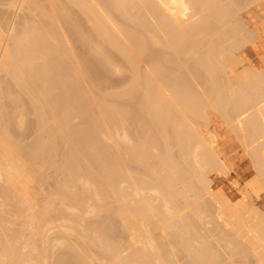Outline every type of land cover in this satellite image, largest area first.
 I'll return each instance as SVG.
<instances>
[{
	"label": "bare ground",
	"instance_id": "6f19581e",
	"mask_svg": "<svg viewBox=\"0 0 264 264\" xmlns=\"http://www.w3.org/2000/svg\"><path fill=\"white\" fill-rule=\"evenodd\" d=\"M259 3L0 0V264H264ZM209 108L255 169L236 200Z\"/></svg>",
	"mask_w": 264,
	"mask_h": 264
},
{
	"label": "rangeland",
	"instance_id": "374dc122",
	"mask_svg": "<svg viewBox=\"0 0 264 264\" xmlns=\"http://www.w3.org/2000/svg\"><path fill=\"white\" fill-rule=\"evenodd\" d=\"M230 18H231V17H229V19H230ZM0 19H1V18H0ZM226 20H227V19H226ZM230 20H232V19H230ZM227 21H228V20H227ZM64 23H66V22H64ZM216 29H217V27L215 28V30H216ZM215 30H214V31H215ZM209 32H210V31H209ZM207 34H208V33H207ZM207 34H206V35H207ZM206 35H205V36H206ZM202 37H203V36H202ZM202 37H201V38H202ZM195 38H196V37H195ZM201 38H200V39H201ZM203 38H204V37H203ZM203 38H202V39H203ZM198 39H199V38H198ZM203 40H204V39H203ZM203 40H202V41H203ZM198 41H201V40H198ZM198 41H197V38H196V42H198ZM204 42H206V40H205ZM198 43H199V42H198ZM202 44H203V43H202ZM205 44H206V43H205ZM205 44H204V45H205ZM210 45H211V44H210ZM197 48H198V47H197ZM147 53L149 54V52H147ZM151 53H152V52H151ZM153 53H155V52H153ZM153 53H152V55H153ZM156 53H157V52H156ZM159 53L162 54L163 52H159ZM166 53H167V52H166ZM168 53H169V52H168ZM163 54H164V55H162V56L165 57V53H163ZM157 55H158V57L160 56V59L162 58L161 55H159V54H157ZM157 55H155V56H157ZM167 55H168V54H167ZM147 56H148V58H146V59H145V56H143V57H141V58H142L143 60H145V61H146L147 59L150 60V61H153L154 58H152V56H151L152 59H149V58H150V57H149L150 54H149V55H146V57H147ZM153 56H154V55H153ZM155 56H154V57H155ZM177 56L179 57V55H177ZM172 57H173V56H172ZM178 57H176V58H178ZM156 58H157V57H156ZM168 58H170L169 55H168ZM179 58L181 59V57H179ZM179 58H178V59H179ZM182 58H183V57H182ZM160 59L157 58V61H158L157 64L159 63V61L162 63L163 60L161 59V60H162V61H161ZM166 59H167V58H166ZM143 60H140V62H143V63H140V67H142L141 64H143V65L145 66V68H146V65H147V64L150 63L149 65H152V63H153V62L151 63V62L146 61V62H148V63L146 64V62H144ZM168 60H169V59H168ZM168 60H167V61L164 60V62H166V64H167ZM173 60H174V58H173ZM155 61H156V60H155ZM155 61H154V62H155ZM182 61H183V60L181 59V61H180V62H181V66H180V67H181V69H182V67L184 66V67H185V69H184L185 71H184V72H182L183 70H182V71L178 70V71H179L180 73H181V72H182V73H185V72L187 73V70H190V69H191L190 66L193 65V64H191V65H190V64H187L188 66H189V65H190V66L188 67V69H186V68H187V67H186V63H187V62L185 63V65H183L184 62H182ZM169 62H170V61H169ZM189 62H190V61H189ZM191 62H192V61H191ZM144 63H145V64H144ZM155 63H156V62H155ZM161 63H160V64H161ZM174 63H175V62H174ZM176 63H177V60H176ZM193 63H194V61H193ZM162 64H164V63H162ZM162 64L160 65L162 68H160V66H159V68H160L161 70L165 71V72H169L168 70H169L170 67L172 66L171 63H168V64H167L168 66L164 64L165 67H167L168 69H167V68H166V69H165V68L163 69V66H164V65H162ZM195 64H197V63L195 62L194 65H193L192 67H194ZM153 65H154V64H153ZM158 65H159V64H158ZM158 65L155 66V69H156V67H157V69H158ZM170 65H171V66H170ZM173 65H175V64H173ZM179 65H180V64H178V66H179ZM182 65H183V66H182ZM197 65H199V64H197ZM199 66H200V65H199ZM263 66H264V64H263ZM263 66H262V67H263ZM180 67H178V68H180ZM184 67H183V68H184ZM142 68H143V69H142ZM142 68H141L142 70L145 69L144 67H142ZM176 68H177V66H176L175 69H174V70H175L174 73H169V76H170V77H171L170 74H175V73L178 72V71H176ZM178 68H177V69H178ZM189 68H190V69H189ZM194 68H195V67H194ZM196 68H197V67H196ZM196 68H195V69H196ZM200 68H201V67H200ZM157 69H156V70H157ZM160 69H158V70H160ZM171 69H173V68L171 67ZM195 69H193V71H194ZM142 70H141V73L143 72ZM158 70H157V71H158ZM198 70L200 71V69H198V68H197V70H195V71H197V75H199V73H198L199 71H198ZM163 71H162V72L159 71V72H160L161 74L164 73L165 78H166L167 75H166V73L163 72ZM195 71L193 72V75H194V76L191 74L192 70H191V72H190L191 75H190L189 73H187V74H188L189 76L195 77V74H194V73H196ZM201 71H203V70L201 69ZM263 71H264V68H263ZM171 72H172V71H171ZM179 72L176 74V75H178L177 78L180 77V76H179V74H180ZM188 72H189V71H188ZM186 73H185V74H186ZM203 73H204V71L202 72V75H205V74H203ZM125 74H127V75L129 76V73L126 71V72H124V74L122 75L123 78H121V76H120V77H118V78H117V77H114V78H112V79L114 80V79H116V78H117V79L120 78V79H119L120 82H123V81H125V78H124V75H125ZM161 74H159V75H161ZM164 75H163V77H164ZM176 75H175V76H176ZM188 75H187V76H186V75H182V76H183V79H184V76H185V77H189ZM128 76H126V77H128ZM182 76H181L180 78H178V79H180V81L182 80V79H181ZM200 76H201V75H200ZM206 76H207V75H206ZM158 77H159V76H158ZM160 77H162V76H160ZM160 77H159V78H160ZM170 77H168L169 81L172 80V78H171V80H170ZM198 77H199V76H197V78H198ZM207 77H208V76H207ZM207 77H206V78H207ZM173 78H175L174 75H173ZM203 78H204V77H203ZM206 78H205V79H202V78L200 79V78H199L198 80L200 81V83H201V81H202L203 83H207V84H208L209 79L207 78V79H208V81H207ZM112 79H111V80H112ZM117 79H116V80H117ZM122 79H123V81H122ZM160 79H161V78H160ZM160 79H159V80H160ZM178 79H177V80H178ZM190 79H193V80H192L193 83L191 82L190 85L199 82L198 80H195L196 78H191V77H190ZM113 80L110 81V82H114L112 85H117L116 87H117L118 89H120V85H119L120 82H119V80H117V81H113ZM162 80H163V78H162ZM164 80H166V79H164ZM175 80H176V78H175ZM177 80H176V82H178ZM188 80H189V78L187 79V81H188ZM194 80H195L196 82H195ZM166 81H167V80H166ZM166 81H164V82H166ZM180 81H179V83H180ZM110 82L108 83V85H109L110 87L113 88V86H111V83H110ZM115 82H116V84H115ZM118 82H119V83H118ZM189 83H190V82H189ZM195 85H196V84H195ZM118 86H119V87H118ZM192 86H194V85H192ZM117 88H116V90H118ZM114 89H115V86H114ZM209 110H210L211 117H212L211 120H210V124H211L212 126H215V127L219 130V133H220V136H221L220 139H219V141H220V144H221V146H222V148H223L224 155H225V157H227L228 159H230V162H231V163H230V165H231V171L229 172V173H231V174H228V175H225V176L223 175L222 177H216V178L214 179V181H215L214 184H215V185H222L223 188L225 189L227 195L230 197V199H232V200H236V199L240 198L239 196H241V195L239 194V190H238V188H236L234 182H236V181L238 180V182L240 183V185H244V184L250 179L251 176L253 177V176L255 175V169H254V167H253V165H252V162H251L250 157L248 156L249 154L245 151V149L243 148V146H241V143L238 141V139L232 134L230 128L227 127L228 125L226 124V122H225V120L223 119V117H221V114H220L219 110L217 111V109H211V108H209ZM78 117H79V116H78ZM78 117L74 118V119H76V120H74L75 122L77 121V118H78ZM78 119L81 120V118H78ZM82 119H83V118H82ZM223 120H224V123H223ZM83 121H84V120H83ZM83 121H82V122H83ZM82 122H81V123H82ZM73 123H74V122H72V124H73ZM77 123H78V126H80L79 120H78ZM74 124H75V123H74ZM82 124H84V123H82ZM82 124H81V125H82ZM85 124H86V122H85ZM76 125H77V124H76ZM76 125H75V126H76ZM226 125H227V126H226ZM72 126H74V125H72ZM72 126H71V129H72L71 131H73V130L75 129L74 127H73V128H74V129H73ZM85 126H87V125H85ZM85 126H84V127H85ZM76 127H77V126H76ZM78 129H81V130H82V128H80V127H78L76 130H78ZM201 129H203V131L206 133V137L210 139V138H211V132H210L209 130H207L206 128H201ZM81 130H80V131H81ZM78 131H79V130H78ZM80 131H79V132H80ZM74 132H75V130H74ZM79 132L76 131V133H74V137L77 138V135H76V134H77V133L79 134ZM78 137H79V136H78ZM76 138H74L73 140H75ZM73 140H72V141H73ZM77 141H78V138H77ZM75 142H76V141H75ZM75 142L72 143L73 146H75V145L77 144V143H75ZM70 143H71V142H69V144H70ZM72 144H71V145H72ZM62 145H63V143H61V145H60V147H61V148H60V151L62 152V155H63V154H64V153H63L64 151L61 150V149H62ZM158 145H159V143H158ZM122 155H123V154H122ZM123 158H124V157H123ZM132 164L134 165L133 162H132ZM133 165H131V167H133V169H135V166L138 167V165H136V164H135V166H133ZM131 169H132V168H131ZM133 169H132V170H133ZM139 169H140V168L138 167V169H136V170H139ZM252 177H251V178H252ZM235 180H236V181H235ZM246 180H247V181H246ZM243 182H244V183H243ZM49 183H50V182H49ZM232 183L234 184V186H233ZM46 184H47V183H46ZM46 184H45L46 189H48V186H47V185H50V184L53 185L52 182H51L50 184H47V185H46ZM52 187H53V186H52ZM49 188H51V187H49ZM253 195H254V194L250 195V196H252V197L247 196V197H249V199H252V200H249V201H253V202H249V201H247V202H248V203H251V204L256 203L257 205H259V206L264 210V192H263V193H260L258 196H256V195L253 196ZM247 197L245 198L246 200L248 199ZM114 228H116V227H114ZM111 229H113V228H111ZM114 230H115V229H114ZM114 230H113V231H114ZM116 230H117V229H116ZM118 231H119V230H118ZM111 232H112V230H111ZM111 232H109V230H108L106 233H107L108 235H110ZM116 232H117V231H116ZM116 232H114V233L112 232L111 235H112V234H115ZM119 232H120V231H119ZM119 232H117V233H118V238H119L120 236L122 237V234L119 233ZM117 233H116L115 235H112V236H114V237H113V240L116 239ZM107 234H106V236H108ZM119 234H120V236H119ZM190 234H191V233H190ZM111 235L109 236L110 238L112 237ZM192 235H193V234H192ZM172 236L175 237L176 235L173 234ZM123 237H124V236H123ZM174 237H173L172 239H174ZM107 238H108V237H106V239H107ZM176 238H177V237H175V239H176ZM190 238H191V237H190ZM120 239H121V238H119V239H117V240H120ZM172 239H171V240H172ZM175 239H174V240H175ZM174 240H172V241H174ZM176 240H177V239H176ZM176 240H175V242H176ZM110 241H111V239H110ZM214 242H216V241H214ZM213 244H216V243H213ZM218 245H219V244H217V247H216L215 245H214V246L216 247V249L218 248V249H217L218 252H219L220 249H222V251H220V252H222V254L219 253V254H221L220 256H221V258H222V255H224V253H223V252H224V251H223L224 248H223L222 246H221V248H219ZM224 250H225V249H224ZM248 250H249V249H248ZM85 251H86V249H85ZM87 251H88L87 254H89V253H92V251H94V250L91 249V250L89 251V249H87ZM225 251H226V250H225ZM227 251H228V250H227ZM96 252H97V251H96ZM175 252L178 254V251H175ZM180 252H182V250H179L180 259H181V253H180ZM248 253H249V254H248ZM248 253H247L246 257H247V258L249 257V258H248L249 261L246 259V257L242 258V260H241V258H240V256H239L240 254L233 255L235 258H238V256H239V258H240L239 261H240V262L237 261L238 259L235 260L234 258H233V259H234V261H233L232 258H231V256H230V258H231L232 261H231V260H229V261H231L232 263L234 262V263H236V264H237V263H241V264H243V263H247V264H248L249 262H250L249 264H255V262H257V261H256V258L254 259L255 256L252 255V254H251V255H252V256H251L249 251H248ZM94 254H95V256L97 255L96 253L93 252V255H94ZM179 254H178V258H179ZM182 254H183V253H182ZM226 254H229V251H228V253H226ZM226 254H225L224 256H227V257L229 258V256L226 255ZM89 255H90V254H89ZM249 255H250V256H249ZM253 256H254V257H253ZM62 257H63V256H62ZM64 257H65V256H64ZM241 257H243V256H241ZM65 258H66V257H65ZM223 258H224V257H223ZM230 258H229V259H230ZM252 258H253V259H252ZM67 260H69V258H66L62 263H63V264H64V263H65V264L68 263V264H69V262H70V264H71V263L74 262L73 260H69V261H67ZM227 260H228V259H227ZM243 260H246L247 262H245V261L242 262ZM183 261H184V260H183ZM236 261H237V262H236ZM181 262H182V260H181ZM222 262H228V261H226L225 259H224V261H223V259H222ZM231 262H229V263H231ZM74 263H75V262H74ZM56 264H60V263H56ZM77 264H78V263H77ZM189 264H191V263L189 262ZM192 264H196V263H193V262H192ZM221 264H224V263H221ZM226 264H227V263H226ZM256 264H257V263H256Z\"/></svg>",
	"mask_w": 264,
	"mask_h": 264
},
{
	"label": "crops",
	"instance_id": "0c3cea01",
	"mask_svg": "<svg viewBox=\"0 0 264 264\" xmlns=\"http://www.w3.org/2000/svg\"><path fill=\"white\" fill-rule=\"evenodd\" d=\"M252 12L258 16H264V6L261 3L254 5L252 7Z\"/></svg>",
	"mask_w": 264,
	"mask_h": 264
}]
</instances>
